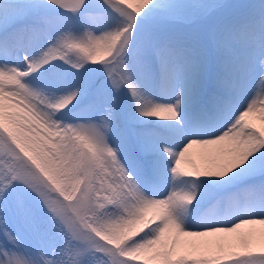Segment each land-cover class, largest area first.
<instances>
[{"label":"snow or ice","instance_id":"snow-or-ice-1","mask_svg":"<svg viewBox=\"0 0 264 264\" xmlns=\"http://www.w3.org/2000/svg\"><path fill=\"white\" fill-rule=\"evenodd\" d=\"M0 264H264V0H0Z\"/></svg>","mask_w":264,"mask_h":264},{"label":"bare ground","instance_id":"bare-ground-1","mask_svg":"<svg viewBox=\"0 0 264 264\" xmlns=\"http://www.w3.org/2000/svg\"><path fill=\"white\" fill-rule=\"evenodd\" d=\"M203 149H201L199 146H193L190 150H189V154L192 156L193 159H195L197 161V163L200 162V156L203 153Z\"/></svg>","mask_w":264,"mask_h":264},{"label":"rangeland","instance_id":"rangeland-1","mask_svg":"<svg viewBox=\"0 0 264 264\" xmlns=\"http://www.w3.org/2000/svg\"><path fill=\"white\" fill-rule=\"evenodd\" d=\"M229 2H231V3H243V2H247V0H229Z\"/></svg>","mask_w":264,"mask_h":264}]
</instances>
